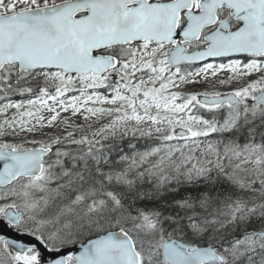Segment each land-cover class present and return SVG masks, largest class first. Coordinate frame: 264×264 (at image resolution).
Wrapping results in <instances>:
<instances>
[{"label": "snow or ice", "instance_id": "6c2138e0", "mask_svg": "<svg viewBox=\"0 0 264 264\" xmlns=\"http://www.w3.org/2000/svg\"><path fill=\"white\" fill-rule=\"evenodd\" d=\"M0 264H264V0H0Z\"/></svg>", "mask_w": 264, "mask_h": 264}, {"label": "flooded vegetation", "instance_id": "af4514ba", "mask_svg": "<svg viewBox=\"0 0 264 264\" xmlns=\"http://www.w3.org/2000/svg\"><path fill=\"white\" fill-rule=\"evenodd\" d=\"M127 144V142H125V145Z\"/></svg>", "mask_w": 264, "mask_h": 264}, {"label": "trees", "instance_id": "16d2710c", "mask_svg": "<svg viewBox=\"0 0 264 264\" xmlns=\"http://www.w3.org/2000/svg\"><path fill=\"white\" fill-rule=\"evenodd\" d=\"M125 148H126V145H125Z\"/></svg>", "mask_w": 264, "mask_h": 264}]
</instances>
